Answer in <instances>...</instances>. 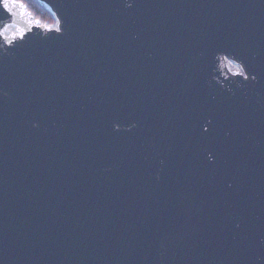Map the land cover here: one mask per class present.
I'll return each instance as SVG.
<instances>
[{"label": "water", "instance_id": "95a60500", "mask_svg": "<svg viewBox=\"0 0 264 264\" xmlns=\"http://www.w3.org/2000/svg\"><path fill=\"white\" fill-rule=\"evenodd\" d=\"M40 1L0 6V264H264V0Z\"/></svg>", "mask_w": 264, "mask_h": 264}, {"label": "trees", "instance_id": "16d2710c", "mask_svg": "<svg viewBox=\"0 0 264 264\" xmlns=\"http://www.w3.org/2000/svg\"><path fill=\"white\" fill-rule=\"evenodd\" d=\"M21 1L26 10L34 17V19L39 20L42 23L48 25H55L57 20L50 10V8L41 2L40 0H19Z\"/></svg>", "mask_w": 264, "mask_h": 264}, {"label": "snow or ice", "instance_id": "6c2138e0", "mask_svg": "<svg viewBox=\"0 0 264 264\" xmlns=\"http://www.w3.org/2000/svg\"><path fill=\"white\" fill-rule=\"evenodd\" d=\"M15 2L16 0H0V6H2L8 12H12V7L10 4H15ZM17 6H19L21 9L24 8L23 4H18ZM3 31V29H0V35H3ZM224 59H228L227 55L224 57ZM229 63H231V61H229ZM237 74H244L243 69L239 66H237ZM245 79H247V76H245ZM252 79H255V76H253ZM205 131H207V129H205Z\"/></svg>", "mask_w": 264, "mask_h": 264}, {"label": "rangeland", "instance_id": "374dc122", "mask_svg": "<svg viewBox=\"0 0 264 264\" xmlns=\"http://www.w3.org/2000/svg\"><path fill=\"white\" fill-rule=\"evenodd\" d=\"M42 23V22H41ZM48 25V24H47ZM56 25H57V22H56V24L55 25H49V26H52V27H56ZM10 29V31H14L15 30V28H13V27H10L9 28ZM229 61H231V63H229ZM227 65H228V67H229V69L231 70V71H237V66H239L240 67V65H238L236 62H234V61H232V60H227ZM241 68V67H240Z\"/></svg>", "mask_w": 264, "mask_h": 264}, {"label": "bare ground", "instance_id": "6f19581e", "mask_svg": "<svg viewBox=\"0 0 264 264\" xmlns=\"http://www.w3.org/2000/svg\"><path fill=\"white\" fill-rule=\"evenodd\" d=\"M10 32H11V31H10V29H7V30H5V32H4V33H5L6 35H9V34H10Z\"/></svg>", "mask_w": 264, "mask_h": 264}]
</instances>
